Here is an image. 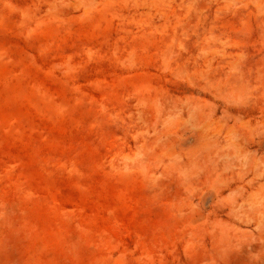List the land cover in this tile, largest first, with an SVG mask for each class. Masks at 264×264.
Returning a JSON list of instances; mask_svg holds the SVG:
<instances>
[{"label":"rangeland","instance_id":"1","mask_svg":"<svg viewBox=\"0 0 264 264\" xmlns=\"http://www.w3.org/2000/svg\"><path fill=\"white\" fill-rule=\"evenodd\" d=\"M239 1L0 0V264H209L186 246L237 230L229 191L188 184L176 228L153 195L197 153L188 104L234 94L264 134V0Z\"/></svg>","mask_w":264,"mask_h":264},{"label":"bare ground","instance_id":"2","mask_svg":"<svg viewBox=\"0 0 264 264\" xmlns=\"http://www.w3.org/2000/svg\"><path fill=\"white\" fill-rule=\"evenodd\" d=\"M238 3H243L242 7L251 5L246 0L236 2ZM230 42L233 48L243 45L237 39ZM261 84L264 86V73L261 75ZM146 86L141 93L143 95L141 101L147 106V102L150 101L152 104L154 100L151 101L150 88ZM215 96L225 102L223 104L225 109L221 110L220 114L217 108L206 109L203 103L188 104L187 116H184V109H180L178 114L182 119L187 117L185 121H191L196 135L195 142L197 141L194 150L197 153L185 163L178 161L176 164L169 163L163 166L159 176L161 182L172 183L165 186L171 187L179 199L168 202L153 196L164 207L167 225L176 228L178 217L174 208L182 212L184 205L188 204V184L201 191L214 190L219 195L229 191L225 207H228L227 214L234 215L237 230L213 231L208 234L196 231L192 234L191 245L186 246L187 253L197 255L209 264H231L234 261L238 264H264V134L259 138L252 135L248 122L236 113L239 110L234 109L233 104L236 100L229 98L235 97L234 94ZM249 116L251 119H258V126L264 129V107L260 108L256 115L251 111ZM154 130L156 132V127ZM161 132L158 139L165 150L177 143V139L173 138L171 144L170 132L167 129L163 128ZM128 155L132 154L127 153L124 156L130 158ZM135 160L136 158L133 161ZM188 163L190 169L183 170ZM157 171L156 168L154 173ZM244 227L250 229L249 233L239 232H243ZM208 238L212 243L211 252L207 250L205 244Z\"/></svg>","mask_w":264,"mask_h":264}]
</instances>
